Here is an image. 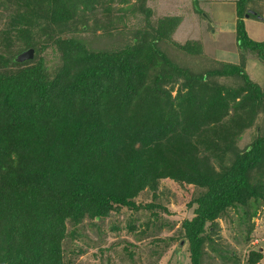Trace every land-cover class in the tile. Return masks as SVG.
<instances>
[{
  "label": "trees",
  "instance_id": "16d2710c",
  "mask_svg": "<svg viewBox=\"0 0 264 264\" xmlns=\"http://www.w3.org/2000/svg\"><path fill=\"white\" fill-rule=\"evenodd\" d=\"M112 1L0 0V264H70L83 252L69 246L82 235L76 224L98 228L121 207L156 217L163 206L136 197L163 178L201 188L181 222L190 264H203L206 242L228 255L211 236L228 208L246 223V239L253 227L264 199V85L244 60L255 49L264 61V43L244 26L251 0H232L239 63L218 62L193 38L174 40L180 16L151 24L147 0H117L144 14L134 35L89 47L76 34L110 27L101 14L127 8ZM29 47L33 57L19 61ZM244 133L252 137L238 147ZM135 220L134 232L150 225ZM261 256L251 249L246 260Z\"/></svg>",
  "mask_w": 264,
  "mask_h": 264
},
{
  "label": "rangeland",
  "instance_id": "374dc122",
  "mask_svg": "<svg viewBox=\"0 0 264 264\" xmlns=\"http://www.w3.org/2000/svg\"><path fill=\"white\" fill-rule=\"evenodd\" d=\"M251 1L248 3V8L264 16V0ZM129 2L112 1L115 7H127L123 14L117 10L109 16L105 15V11L101 14L104 22L112 19L111 22L106 23L110 27H101L95 32L86 29L78 31L76 35L83 37L92 48L113 47L125 38L129 39L145 22L143 12L130 9ZM146 4L151 9L148 16L151 24L156 23L159 17L168 14L180 16L172 33L174 40L184 41L193 38L200 41L203 52L218 62L238 61L239 63L240 45L236 40V13L232 0H198L197 2L147 0ZM195 7L201 12L199 13ZM243 21L247 35L255 41L264 43V20L254 16H244ZM128 29L132 32H128ZM260 48V53L264 54V45ZM173 52H176L175 49ZM257 52L254 49L246 54L244 67L252 80L264 85V61L255 56L258 55ZM45 55L49 57V61L58 57V53L51 48L46 50ZM230 81L235 83L237 79L233 77ZM175 87L172 92H175ZM243 135L244 137L237 141L238 147L248 144L252 137L251 134ZM199 189L201 188L193 184L181 185L170 178H163L155 191L144 189L136 197L140 203L150 201L160 203L163 207L156 208L158 211L156 217L150 215L148 208L134 211L131 208L121 207L118 211H111L104 220H98L100 225L98 228L84 221L76 224L75 228L81 231L82 235L74 236L69 246L82 248L83 252L70 264H190L188 241L182 236L181 222L184 218L193 215V207L196 204L191 206L188 201L198 193ZM238 215L239 211L231 207L224 216L217 218V225L211 234L213 243H219L220 249L228 255L222 256L219 252L213 251L206 242L204 247L207 253L203 258V264H264V199L259 201L256 214L252 217L253 227L247 239L245 238L248 232L246 223L241 222ZM134 217L138 219L135 220L136 223L150 221L144 232L138 230L142 226H138L135 232L128 227V223L133 222ZM113 225H117L118 228H113ZM169 236H173L174 239L164 248L163 239ZM257 248L261 251V258L256 263H249L246 260L249 251ZM229 255L232 256L228 257Z\"/></svg>",
  "mask_w": 264,
  "mask_h": 264
},
{
  "label": "water",
  "instance_id": "95a60500",
  "mask_svg": "<svg viewBox=\"0 0 264 264\" xmlns=\"http://www.w3.org/2000/svg\"><path fill=\"white\" fill-rule=\"evenodd\" d=\"M250 13L256 15L257 18L264 20V16H262L261 14H259L256 10L252 9V8H247L245 11V17H247ZM34 49L32 47H29L23 51H21L18 55H17V59L19 61L31 58L33 55ZM183 241H181L182 243Z\"/></svg>",
  "mask_w": 264,
  "mask_h": 264
},
{
  "label": "crops",
  "instance_id": "0c3cea01",
  "mask_svg": "<svg viewBox=\"0 0 264 264\" xmlns=\"http://www.w3.org/2000/svg\"><path fill=\"white\" fill-rule=\"evenodd\" d=\"M245 66H246V63H245Z\"/></svg>",
  "mask_w": 264,
  "mask_h": 264
},
{
  "label": "flooded vegetation",
  "instance_id": "af4514ba",
  "mask_svg": "<svg viewBox=\"0 0 264 264\" xmlns=\"http://www.w3.org/2000/svg\"><path fill=\"white\" fill-rule=\"evenodd\" d=\"M248 8V7H247Z\"/></svg>",
  "mask_w": 264,
  "mask_h": 264
}]
</instances>
